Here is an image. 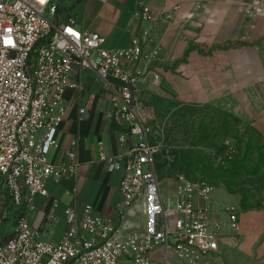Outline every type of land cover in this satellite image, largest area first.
I'll return each mask as SVG.
<instances>
[{
	"label": "built area",
	"instance_id": "1",
	"mask_svg": "<svg viewBox=\"0 0 264 264\" xmlns=\"http://www.w3.org/2000/svg\"><path fill=\"white\" fill-rule=\"evenodd\" d=\"M149 1L138 0L130 47L116 50L107 47L105 37L82 31L75 16L62 19L53 0H0V226L13 222L0 239V264H226L223 251L238 248L240 209L219 204L207 180L178 172L173 195L162 193L149 142L155 113L143 101L163 92L158 71L163 48L154 28L143 25L168 26L180 8L155 14ZM263 7L264 0L249 6L251 29ZM75 71L97 75L110 94L106 118L128 126L118 136L124 151L101 152L99 162L110 172L124 170L118 209L122 215L141 203L140 232L121 231L89 205L81 217L66 211L70 229L58 242L44 240L57 224L53 213L40 227L28 222L35 197L47 194V181L77 173L73 150L63 153L62 163L53 159L60 149L65 93L79 88L71 79Z\"/></svg>",
	"mask_w": 264,
	"mask_h": 264
},
{
	"label": "crops",
	"instance_id": "2",
	"mask_svg": "<svg viewBox=\"0 0 264 264\" xmlns=\"http://www.w3.org/2000/svg\"><path fill=\"white\" fill-rule=\"evenodd\" d=\"M53 1L58 4L62 19L75 16L82 31L105 37L108 48L130 47L137 28L138 0ZM252 2L150 0L149 7L155 14L176 6L180 9L168 26H143L154 28L153 33L162 44L158 69L162 88L187 105L230 103L249 127L264 134V7L251 29L247 10ZM198 4L203 7L197 9ZM243 37L248 40L243 41ZM71 79L79 88L65 93L66 115L58 133L60 149L53 159L62 163L63 153L73 150L77 173L68 180L49 179L47 194L35 197L34 209L27 214L28 222L40 227L46 216L53 213L57 224L44 240L58 242L70 229L65 221L66 211L73 210L81 217L84 207L89 205L95 214L111 219L121 231L140 232L144 228L141 203L127 207L122 215L118 209L124 170L110 172L106 163L99 162L101 152L116 156L124 151L118 144V136L128 132V126L106 118L110 94L93 71H75ZM109 81L119 85L113 79ZM135 206L141 208L137 217ZM12 226L11 221L10 229ZM240 238L236 250L223 251V261L264 264V205L259 210L243 211Z\"/></svg>",
	"mask_w": 264,
	"mask_h": 264
},
{
	"label": "rangeland",
	"instance_id": "3",
	"mask_svg": "<svg viewBox=\"0 0 264 264\" xmlns=\"http://www.w3.org/2000/svg\"><path fill=\"white\" fill-rule=\"evenodd\" d=\"M143 104L153 108V133L149 137L156 150L155 166L159 173L162 193L170 198L176 190V174L184 170L187 158L193 163L188 176L205 179L215 187L220 204H233L243 210L240 203L249 198V204L264 205V134L249 127L240 112L230 103L214 102L205 105H187L178 102L166 88L162 93L149 95ZM252 149V152L249 149ZM251 156L260 170L255 176L243 174L235 186L228 190L223 179L237 157ZM256 165V164H255ZM137 217L141 208L135 206ZM11 223L0 226V239ZM160 258V254H156Z\"/></svg>",
	"mask_w": 264,
	"mask_h": 264
},
{
	"label": "trees",
	"instance_id": "4",
	"mask_svg": "<svg viewBox=\"0 0 264 264\" xmlns=\"http://www.w3.org/2000/svg\"><path fill=\"white\" fill-rule=\"evenodd\" d=\"M249 151L252 152V149L250 148ZM240 157H237L236 160L233 162L231 169L227 171L226 174L222 176L223 179H231L233 183L226 182L225 186L228 190H230L232 187H236L235 183L236 181H239L242 178L243 174H247L248 176H255L257 175L260 168L258 167V164H261V160L254 161L251 156L244 157L241 160H238ZM256 164V165H255ZM193 163L190 161L189 158L185 160L184 170L186 173H189L190 169L192 168ZM156 172L159 176L158 170L156 168ZM188 175V174H187ZM240 207L244 212L247 211H254L259 210L262 208V204L260 202H257L255 204H249V198H244L241 203Z\"/></svg>",
	"mask_w": 264,
	"mask_h": 264
}]
</instances>
